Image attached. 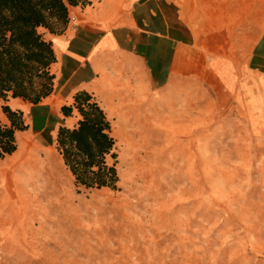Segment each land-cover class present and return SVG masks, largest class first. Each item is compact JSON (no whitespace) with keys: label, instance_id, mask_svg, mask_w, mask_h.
<instances>
[{"label":"rangeland","instance_id":"374dc122","mask_svg":"<svg viewBox=\"0 0 264 264\" xmlns=\"http://www.w3.org/2000/svg\"><path fill=\"white\" fill-rule=\"evenodd\" d=\"M249 100L253 118L229 108L191 120L188 133L143 130V143L157 142L136 155L116 142L117 191L75 186L56 121L61 192L0 161L10 173L0 172V264H264V86ZM25 122L17 136L36 124L32 114ZM53 169L43 165V178Z\"/></svg>","mask_w":264,"mask_h":264},{"label":"crops","instance_id":"0c3cea01","mask_svg":"<svg viewBox=\"0 0 264 264\" xmlns=\"http://www.w3.org/2000/svg\"><path fill=\"white\" fill-rule=\"evenodd\" d=\"M88 2L69 8L74 21L63 34L40 29L56 58L53 92L37 106L9 99L7 105L25 119L32 114L35 125L54 131L57 121L58 128L72 129L79 116L64 117L60 109L85 91L109 119L112 135H119L116 142H128L136 155L157 142L153 136L143 143V130L188 133L191 120L229 108L255 117L248 104L254 87L264 86V0ZM0 120L6 123L2 115Z\"/></svg>","mask_w":264,"mask_h":264},{"label":"trees","instance_id":"16d2710c","mask_svg":"<svg viewBox=\"0 0 264 264\" xmlns=\"http://www.w3.org/2000/svg\"><path fill=\"white\" fill-rule=\"evenodd\" d=\"M88 4V0H0V115L6 120H0V161L16 152V135L28 129L23 113L11 109L8 100L36 106L53 92L50 66L56 58L52 43L39 29L63 34L69 8ZM60 112L80 118L72 129L59 127L55 138L56 150L75 186L117 191L116 141L104 111L89 93L79 91Z\"/></svg>","mask_w":264,"mask_h":264},{"label":"bare ground","instance_id":"6f19581e","mask_svg":"<svg viewBox=\"0 0 264 264\" xmlns=\"http://www.w3.org/2000/svg\"><path fill=\"white\" fill-rule=\"evenodd\" d=\"M54 138L55 132L49 128V126L44 124L32 125L31 130L17 137L16 141L19 146V152L11 160L14 162V168H16L19 172H27V177L31 179L32 183H34L33 186L41 185L42 187L40 186V188H44L46 186V188H51L52 191L61 192L62 176L58 175L56 159L52 157V145ZM43 165H46L47 167L54 166V178H43ZM48 180L52 182V186H49V184L46 183ZM42 181H45V183L42 184ZM36 191H38V188ZM48 199L50 198L48 197ZM54 202L56 201L54 200Z\"/></svg>","mask_w":264,"mask_h":264},{"label":"built area","instance_id":"2783aa9c","mask_svg":"<svg viewBox=\"0 0 264 264\" xmlns=\"http://www.w3.org/2000/svg\"><path fill=\"white\" fill-rule=\"evenodd\" d=\"M73 21H74V18L70 17V18H69V22L71 23V22H73ZM69 22H68V24H69Z\"/></svg>","mask_w":264,"mask_h":264}]
</instances>
